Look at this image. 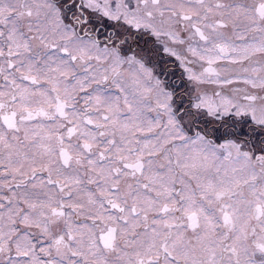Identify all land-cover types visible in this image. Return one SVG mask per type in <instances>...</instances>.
<instances>
[{
    "label": "snow or ice",
    "instance_id": "obj_1",
    "mask_svg": "<svg viewBox=\"0 0 264 264\" xmlns=\"http://www.w3.org/2000/svg\"><path fill=\"white\" fill-rule=\"evenodd\" d=\"M0 264H264V0H0Z\"/></svg>",
    "mask_w": 264,
    "mask_h": 264
}]
</instances>
